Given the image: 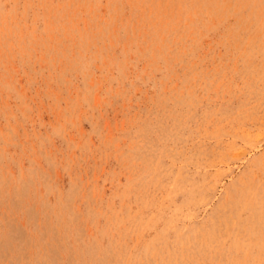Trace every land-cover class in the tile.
<instances>
[{"label":"rangeland","instance_id":"1","mask_svg":"<svg viewBox=\"0 0 264 264\" xmlns=\"http://www.w3.org/2000/svg\"><path fill=\"white\" fill-rule=\"evenodd\" d=\"M0 264H264V0H0Z\"/></svg>","mask_w":264,"mask_h":264}]
</instances>
